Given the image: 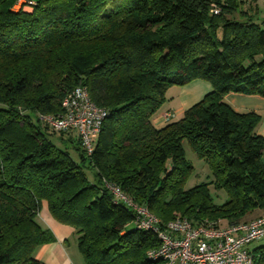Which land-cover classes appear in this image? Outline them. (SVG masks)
I'll return each mask as SVG.
<instances>
[{
  "label": "trees",
  "instance_id": "16d2710c",
  "mask_svg": "<svg viewBox=\"0 0 264 264\" xmlns=\"http://www.w3.org/2000/svg\"><path fill=\"white\" fill-rule=\"evenodd\" d=\"M15 2L0 0V264H43L35 253L54 241L37 222L43 204L74 230L84 264H163L147 256L160 246L156 235L134 227L104 182L161 228L176 215L232 226L264 213L260 117L224 102L229 94L264 99L257 9L235 0H37L24 13L12 11ZM195 80L212 91L156 127L167 92ZM75 87L108 114L91 156L73 132H59L79 164L51 143L56 131L41 119L60 115ZM184 142L209 183L186 188L193 167ZM210 187L225 192L222 205ZM250 254L264 264V246Z\"/></svg>",
  "mask_w": 264,
  "mask_h": 264
},
{
  "label": "built area",
  "instance_id": "2783aa9c",
  "mask_svg": "<svg viewBox=\"0 0 264 264\" xmlns=\"http://www.w3.org/2000/svg\"><path fill=\"white\" fill-rule=\"evenodd\" d=\"M243 4H255L264 0H235ZM37 0H16L12 11L33 9ZM213 7L212 12L218 13ZM62 113L42 117V121L56 132H73L81 149L91 156L107 111L97 107L83 87H75L61 101ZM173 114L165 113L162 122H168ZM115 203L125 205L134 215L133 224L138 230L156 235L160 246L148 253L150 260L163 264H252L248 246L264 238V216L245 223L223 226L217 222L193 224L186 218L176 217L163 228L149 211L132 202L119 187L103 183Z\"/></svg>",
  "mask_w": 264,
  "mask_h": 264
},
{
  "label": "crops",
  "instance_id": "0c3cea01",
  "mask_svg": "<svg viewBox=\"0 0 264 264\" xmlns=\"http://www.w3.org/2000/svg\"><path fill=\"white\" fill-rule=\"evenodd\" d=\"M172 95L160 110L153 123L156 127H161L164 123L161 116L169 111L176 114L173 120L182 117L184 111L198 103L202 98L212 91L210 84L195 80L183 88H172ZM168 93V92H167ZM224 102L236 113H255L260 117V122L256 127V133L264 137V99L244 94H229L224 98ZM262 162H264V153H262ZM262 214V213H257ZM37 222L44 229L49 230L54 241L43 245L35 253L36 260L43 264H84L83 259L77 251L76 237L74 230L65 225L57 223L49 214L46 204L42 205V210L38 214ZM72 242V244H70Z\"/></svg>",
  "mask_w": 264,
  "mask_h": 264
},
{
  "label": "rangeland",
  "instance_id": "374dc122",
  "mask_svg": "<svg viewBox=\"0 0 264 264\" xmlns=\"http://www.w3.org/2000/svg\"><path fill=\"white\" fill-rule=\"evenodd\" d=\"M249 5L254 8L255 10L257 9L256 12H254L255 14V22L257 24L260 25V27L262 29H264V2H257L255 4H245V6L243 7L242 10H245V9H248L249 8ZM24 13H32L33 12V9H25L24 11H22ZM250 13H253L252 11H249ZM173 90H169L168 93L166 94V97L169 99V96L172 95ZM169 112V111H168ZM171 114H173V116L175 117L176 114L173 113V112H170ZM173 117V118H174ZM49 136V140L51 141V143L56 146L57 148L63 150V151H66L70 157L76 162L79 164V158L76 154V152L67 144V142H63L61 141V135L59 132H52V131H49L48 132ZM73 136H75L74 134H72ZM69 136V135H68ZM67 135H62V138L64 139H67L68 138ZM183 148H184V151H185V157L186 159L190 162V164L192 165L193 167V173L192 175L190 176L189 180L187 181V184H186V188L190 189V188H193L199 184H204V183H209V181H211L212 177H211V174H210V171L208 169V167L206 166V164L197 159V157L191 152L189 146L187 145L186 142L183 143ZM84 170V173L87 177V179L89 181H92L93 180V175H92V171L88 170V169H83ZM209 194L213 200V202L216 204V205H222L225 200H226V194L223 190H215L213 189L212 187L209 188ZM258 212L255 211L253 213H250L248 214L245 219H243V222H249L251 220H254L258 217H261V216H264V213L262 214H257ZM176 217H180L178 215H176ZM219 224L225 226V223L222 222V221H219ZM70 244H72V242H70ZM264 246V238L258 240V241H255L253 242L252 244H250L248 246V249L250 251H252L253 249L255 248H258V247H262ZM73 250L77 251L75 248L74 249V246L72 247Z\"/></svg>",
  "mask_w": 264,
  "mask_h": 264
}]
</instances>
